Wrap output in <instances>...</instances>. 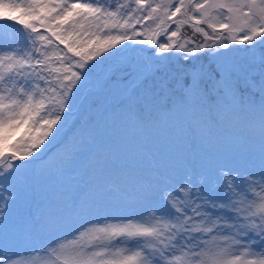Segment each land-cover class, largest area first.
<instances>
[{"label":"snow or ice","instance_id":"obj_1","mask_svg":"<svg viewBox=\"0 0 264 264\" xmlns=\"http://www.w3.org/2000/svg\"><path fill=\"white\" fill-rule=\"evenodd\" d=\"M0 264H264V0H0Z\"/></svg>","mask_w":264,"mask_h":264},{"label":"rangeland","instance_id":"obj_2","mask_svg":"<svg viewBox=\"0 0 264 264\" xmlns=\"http://www.w3.org/2000/svg\"><path fill=\"white\" fill-rule=\"evenodd\" d=\"M8 23H10V22H8ZM17 27H19V26H17ZM172 27L174 28L175 26L173 25ZM169 30H171V29H169ZM181 33L183 36H187V37L193 36L192 28L190 25L184 26L181 30ZM195 39L197 41H200L202 39V37L197 35L195 37ZM257 54H259V53H257ZM237 55L240 56L241 58H244L247 54L244 52H239V53H237ZM124 135L127 137V139L120 145L121 151L124 152L125 154L136 152L137 151V141L134 138L135 134L133 132H131V130H129ZM56 147L50 149V152L53 151V149H56ZM183 156H184V152L182 150V146H178V147L173 148L170 156L166 155L163 150L161 152H158L156 159L159 162V164L162 166L163 165H172V164L178 166L181 163ZM154 166H155V164L152 165V167H154ZM149 167L150 166L147 164L144 165V168H143L144 174L148 173ZM101 179L107 180V179H109V177H102ZM111 179H115V177H111ZM86 180H87V178H86ZM37 187L38 188L41 187L44 189V190L43 189L40 190V192L38 190V193H37L38 197H39V194H41V197L39 199V203H40V201L47 200L53 196H59L60 191H62V189H60L59 186L54 185L52 183H44V184H41ZM121 214L128 215L129 213L124 212ZM18 248L20 249L19 251L17 250V248L12 249V253L14 256H18L21 253L28 251L27 248H21V247H18Z\"/></svg>","mask_w":264,"mask_h":264},{"label":"trees","instance_id":"obj_3","mask_svg":"<svg viewBox=\"0 0 264 264\" xmlns=\"http://www.w3.org/2000/svg\"><path fill=\"white\" fill-rule=\"evenodd\" d=\"M146 24H149V26L152 28V29H155V27H156V25L155 24H151L150 22H145ZM164 37H160L159 39H163ZM143 46V45H142ZM51 146V145H50ZM58 147H56V149H53V151H49L48 152V154H47V156H46V158H45V162H47V161H50L52 158H54V157H56L57 155H58ZM166 162V161H165ZM85 178H87V179H89L88 177H85ZM52 184H54V185H57V186H59L55 181H53V182H51ZM64 183H67V181H65ZM43 188H37V190H39V192H40V190H42ZM44 190V189H43ZM39 196H40V194H39ZM41 197V196H40ZM38 196H37V199H36V202H38ZM38 205H39V203H38ZM38 206H35L34 207V210L37 208Z\"/></svg>","mask_w":264,"mask_h":264}]
</instances>
